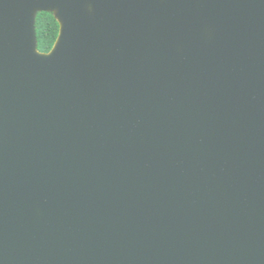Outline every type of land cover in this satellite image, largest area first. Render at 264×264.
<instances>
[{
	"label": "water",
	"instance_id": "obj_1",
	"mask_svg": "<svg viewBox=\"0 0 264 264\" xmlns=\"http://www.w3.org/2000/svg\"><path fill=\"white\" fill-rule=\"evenodd\" d=\"M0 264H264V0H0Z\"/></svg>",
	"mask_w": 264,
	"mask_h": 264
},
{
	"label": "trees",
	"instance_id": "obj_2",
	"mask_svg": "<svg viewBox=\"0 0 264 264\" xmlns=\"http://www.w3.org/2000/svg\"><path fill=\"white\" fill-rule=\"evenodd\" d=\"M38 49L50 52L60 33V24L52 12H39L36 19Z\"/></svg>",
	"mask_w": 264,
	"mask_h": 264
}]
</instances>
